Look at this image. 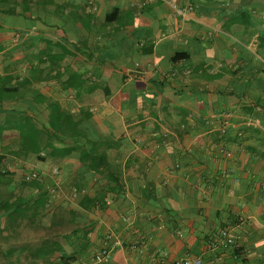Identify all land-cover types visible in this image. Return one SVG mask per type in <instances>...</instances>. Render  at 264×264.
I'll return each mask as SVG.
<instances>
[{"label":"crops","instance_id":"1","mask_svg":"<svg viewBox=\"0 0 264 264\" xmlns=\"http://www.w3.org/2000/svg\"><path fill=\"white\" fill-rule=\"evenodd\" d=\"M23 4L0 0V127L27 111L46 128L57 104L106 168L49 128L69 154L9 160L42 189L20 191L23 171L0 185L23 199L0 212V264H94L115 239L105 264H264V0Z\"/></svg>","mask_w":264,"mask_h":264},{"label":"trees","instance_id":"2","mask_svg":"<svg viewBox=\"0 0 264 264\" xmlns=\"http://www.w3.org/2000/svg\"><path fill=\"white\" fill-rule=\"evenodd\" d=\"M26 4L28 0H21ZM22 7V13L34 16V13L31 12L26 5ZM10 15L15 14V11L10 9L8 11ZM8 13H5L8 15ZM30 26L26 24V27ZM38 64H43V56L38 57ZM48 119L47 126L43 128V123H40L37 120L32 119L27 115V111L21 112L13 118L5 119L4 123L0 127V132L3 130L9 129L13 130L14 135L17 140V149L14 152H10V157L7 155L0 154V185L7 186L11 179L17 174L23 171L21 175L22 181L19 190L28 187L36 191H41L40 173L36 171L29 172V178L26 179V168L24 166H17L16 169H12L9 166V160L17 159L22 161H29L31 157L34 160L43 161L46 157L43 154H47L51 159L56 156H62L69 154L70 149H58L54 146L53 140L57 139L55 134H47V129L53 131H64L69 132L68 138L70 142H77L80 147L78 149L79 160L88 161L87 169L95 174L100 171L101 168H104L105 156L103 151L98 152L100 147H102L103 142L90 141L83 135L76 133L77 128L81 127V121H74L73 116L68 111L64 110L57 104L48 105ZM89 118V116H88ZM87 118V120H88ZM62 140V139H61ZM106 168V167H105ZM35 173V176L32 177V173ZM10 193V194H9ZM2 198V193L0 192V212L9 213L12 210H17L19 205L23 203V199H15L10 201L9 197L13 196V193L9 192ZM9 196V197H8ZM43 206V200L37 198L34 203V210H38ZM235 249V248H234ZM236 250V249H235Z\"/></svg>","mask_w":264,"mask_h":264},{"label":"built area","instance_id":"3","mask_svg":"<svg viewBox=\"0 0 264 264\" xmlns=\"http://www.w3.org/2000/svg\"><path fill=\"white\" fill-rule=\"evenodd\" d=\"M226 156H229V153H225ZM35 176V173H32V177ZM26 179L29 178V176L25 177ZM216 242L217 244L223 245L224 247H236V243L234 242L232 236L229 234L228 231H222L216 238ZM120 245V241L115 239L110 248H104L102 249L99 253H97L94 257H93V263L94 264H105L109 261L110 259V253H111V249L114 246H119ZM177 264H201V261L197 258H190L188 256L182 258L179 262H177Z\"/></svg>","mask_w":264,"mask_h":264}]
</instances>
